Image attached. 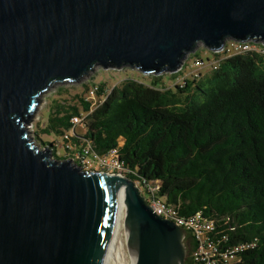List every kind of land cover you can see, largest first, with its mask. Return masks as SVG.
Returning a JSON list of instances; mask_svg holds the SVG:
<instances>
[{"label":"water","instance_id":"obj_1","mask_svg":"<svg viewBox=\"0 0 264 264\" xmlns=\"http://www.w3.org/2000/svg\"><path fill=\"white\" fill-rule=\"evenodd\" d=\"M226 37L264 43V0H0V264H102L120 190L134 264H185L184 230L133 179L57 160L24 124L54 82L95 65L172 73Z\"/></svg>","mask_w":264,"mask_h":264},{"label":"trees","instance_id":"obj_2","mask_svg":"<svg viewBox=\"0 0 264 264\" xmlns=\"http://www.w3.org/2000/svg\"><path fill=\"white\" fill-rule=\"evenodd\" d=\"M160 76L126 78L93 109L80 96V106L57 102L41 130L60 136L86 112L73 142L89 140L100 154L118 146L128 177L158 180L156 195L183 215L214 219L229 245L254 243L234 264H264V55L228 56L172 86ZM186 254L192 264L188 246Z\"/></svg>","mask_w":264,"mask_h":264},{"label":"built area","instance_id":"obj_3","mask_svg":"<svg viewBox=\"0 0 264 264\" xmlns=\"http://www.w3.org/2000/svg\"><path fill=\"white\" fill-rule=\"evenodd\" d=\"M205 51L211 52V56L206 58L197 56L193 51L191 63L183 64L175 71L180 76L176 78V83L181 84L187 76L197 78L204 69L215 68L226 57L247 51H255L264 55V43L254 39H236L226 37L222 44L214 49L204 45ZM190 67L186 72V68ZM182 72V73H181ZM85 100L90 102V109H93L104 99V92L97 93V87L92 86L88 89ZM86 112L74 114L70 118L71 128L65 130L60 135V143L52 142L51 150L61 147L65 154L71 158V162L80 166L84 170L103 171L107 173H118L126 175L130 172L120 157L118 146L110 148L107 152L100 154L94 150L89 140L77 144L71 140L75 135L77 127L86 129ZM121 144V142H120ZM66 156V155H65ZM140 188L141 194L152 210L163 218L174 221L184 230L183 242L188 246L189 258L192 264H234L239 260V253L245 249L253 247V242H241L235 245L228 244L226 233L216 231L215 221L203 216L197 211L190 215H183L178 207L168 203L164 198L156 195L159 188L158 180H147L137 178L134 180Z\"/></svg>","mask_w":264,"mask_h":264},{"label":"rangeland","instance_id":"obj_4","mask_svg":"<svg viewBox=\"0 0 264 264\" xmlns=\"http://www.w3.org/2000/svg\"><path fill=\"white\" fill-rule=\"evenodd\" d=\"M198 51V54L204 58L211 56V52L205 51L204 45L199 43L194 50ZM193 57V52H190L185 57V63L189 65ZM189 66L186 68V72L189 70ZM155 75H161L162 86H172L175 84L176 79L180 75L176 72H164L162 74H145L136 67L129 65L122 66L120 68H103L100 65H95L88 73H86L81 79L75 81H58L54 82L45 91L41 92L37 97V104L34 111L31 114V118L24 124L27 130V138L32 145L38 149L46 147L48 141L60 143V136L53 133L47 134L42 132V128L47 125L48 117L51 113L55 103L74 104L80 106L78 96L85 97L88 89L92 86L104 83V94L114 85L120 84L124 79L132 77L141 81L149 82L150 77ZM83 112V111H82ZM84 128L77 127L76 132L81 133ZM57 160L68 159V155L65 154L63 149L59 147L56 150ZM66 155V156H65ZM60 157V158H58ZM64 157V158H63ZM124 214L122 215V221ZM121 238L124 244L125 256L128 262H131L130 251L127 247V239L124 232V224L121 223ZM187 259V254H186ZM185 259V260H186Z\"/></svg>","mask_w":264,"mask_h":264},{"label":"bare ground","instance_id":"obj_5","mask_svg":"<svg viewBox=\"0 0 264 264\" xmlns=\"http://www.w3.org/2000/svg\"><path fill=\"white\" fill-rule=\"evenodd\" d=\"M125 212L124 194L120 190L117 194L116 200V215L112 236L110 239L107 254L102 264H134L135 254L130 252L131 262L129 263L125 256L124 244L121 238V223L122 215ZM125 236L127 238L128 231L124 228Z\"/></svg>","mask_w":264,"mask_h":264}]
</instances>
